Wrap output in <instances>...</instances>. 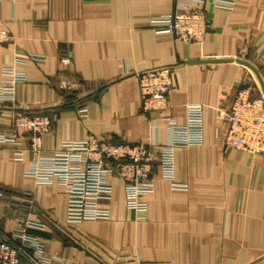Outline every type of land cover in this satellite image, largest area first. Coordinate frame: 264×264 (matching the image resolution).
<instances>
[{
	"label": "crops",
	"instance_id": "1",
	"mask_svg": "<svg viewBox=\"0 0 264 264\" xmlns=\"http://www.w3.org/2000/svg\"><path fill=\"white\" fill-rule=\"evenodd\" d=\"M192 1L0 0V31L10 34L0 42V81L5 64L26 58L17 65L26 78L16 105L52 116L46 153L90 134L165 144L173 135L166 117L184 126L188 106H202L201 141L175 147L173 180L155 163L145 218L127 208L122 180L109 175L110 217L68 221L64 188L38 182L27 173L32 155L18 160L13 142L0 141V229L45 222L29 233L55 257L49 264H264V152L225 145L222 114L243 80L264 95V0H235L232 8L206 0L203 42L155 31L163 25L155 19ZM162 66L174 72L171 109L144 113L138 73ZM8 112L0 105L5 136Z\"/></svg>",
	"mask_w": 264,
	"mask_h": 264
},
{
	"label": "built area",
	"instance_id": "2",
	"mask_svg": "<svg viewBox=\"0 0 264 264\" xmlns=\"http://www.w3.org/2000/svg\"><path fill=\"white\" fill-rule=\"evenodd\" d=\"M205 1L182 3L173 12L155 19L154 22L163 23L155 27V31L172 32L186 42H203L209 25L203 6ZM234 3L235 0H215L216 6L224 8H232ZM9 37L7 31H0V42ZM29 57L38 58V55L29 54ZM61 61L70 63L71 58L62 54ZM23 62L26 58H14L1 70L0 105H9L12 131L9 136L0 134V141L13 142L14 157L18 160L26 152L32 155L27 173L38 182H57L64 188L68 198V221L78 223L110 217L108 204L113 186L108 180L109 175L122 180L127 208L145 218L147 196L155 187L152 176L155 163H160L164 179L173 180L175 147L201 141L202 106H188L189 119L184 126L170 116L166 117L173 135L165 144L152 141L127 143L90 134L82 140L65 139L58 149L46 153L43 135L52 126V116L42 110L18 109L16 105V85L26 78L25 72L17 66ZM138 81L142 112H168L171 109L169 95L174 85V72L170 66L140 71ZM254 89V84L243 80L229 110L222 112L226 123L223 141L227 146L260 154L264 152V95H255ZM78 112L85 116V107L79 108ZM45 225V222L27 219L10 232L0 229V264H49L55 257L45 253L39 240L29 233L31 228H44Z\"/></svg>",
	"mask_w": 264,
	"mask_h": 264
},
{
	"label": "water",
	"instance_id": "3",
	"mask_svg": "<svg viewBox=\"0 0 264 264\" xmlns=\"http://www.w3.org/2000/svg\"><path fill=\"white\" fill-rule=\"evenodd\" d=\"M224 59H226V60H227V59H230V58H224ZM245 63H246V64H248V62H245ZM249 65H250V64H249ZM253 68H254V67H253ZM13 206H15V205H13Z\"/></svg>",
	"mask_w": 264,
	"mask_h": 264
},
{
	"label": "trees",
	"instance_id": "4",
	"mask_svg": "<svg viewBox=\"0 0 264 264\" xmlns=\"http://www.w3.org/2000/svg\"><path fill=\"white\" fill-rule=\"evenodd\" d=\"M109 140H111V139H109ZM113 141H115V140H113Z\"/></svg>",
	"mask_w": 264,
	"mask_h": 264
},
{
	"label": "rangeland",
	"instance_id": "5",
	"mask_svg": "<svg viewBox=\"0 0 264 264\" xmlns=\"http://www.w3.org/2000/svg\"><path fill=\"white\" fill-rule=\"evenodd\" d=\"M53 123V122H52ZM14 205V204H13ZM28 209V208H27Z\"/></svg>",
	"mask_w": 264,
	"mask_h": 264
}]
</instances>
